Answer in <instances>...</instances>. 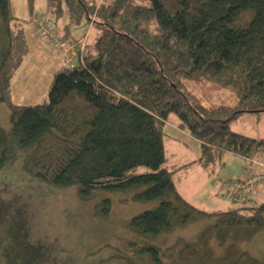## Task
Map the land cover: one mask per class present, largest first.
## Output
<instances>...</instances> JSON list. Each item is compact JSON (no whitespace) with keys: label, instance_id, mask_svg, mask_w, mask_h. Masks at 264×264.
I'll return each mask as SVG.
<instances>
[{"label":"trees","instance_id":"1","mask_svg":"<svg viewBox=\"0 0 264 264\" xmlns=\"http://www.w3.org/2000/svg\"><path fill=\"white\" fill-rule=\"evenodd\" d=\"M97 4L47 0L46 15L56 26L65 20L68 38L73 31L85 32L93 15L98 34L80 51L78 64L56 73L47 102L22 106L11 101V82L13 50L25 31L20 27L15 33L10 0H0V41L3 30L8 41L0 59V102L11 112V129L0 127V171L23 151L26 170L36 179L78 186L83 199L130 191L135 202H158L130 222L143 237L154 239L202 218L215 222L201 234V247L214 239L224 243L232 235L250 239L263 232L264 203L209 213L182 196L167 165L165 127L171 115L185 124L202 142L203 167L227 152L242 158L264 153V139L231 130L240 116L264 113V0ZM190 83L228 90L235 103L205 107ZM101 206L108 216L110 202ZM139 253L160 264L157 249ZM204 264L264 261L244 251Z\"/></svg>","mask_w":264,"mask_h":264},{"label":"rangeland","instance_id":"2","mask_svg":"<svg viewBox=\"0 0 264 264\" xmlns=\"http://www.w3.org/2000/svg\"><path fill=\"white\" fill-rule=\"evenodd\" d=\"M109 1L98 0L97 5ZM10 6L15 18L11 28L15 33L20 27L25 31L24 41L13 50L16 67L11 101L22 106L40 105L48 101L54 76L65 67L64 62L71 61L68 67L78 64L79 53H74L77 48L84 51L96 35L92 29L96 15L85 32L74 31L75 39L82 37L77 48L71 49L69 40L73 35L69 39L64 34V19L59 26L49 20L47 0H10ZM35 15L48 24L55 42L68 43L66 51L56 50L50 39L36 31ZM1 35L0 59L8 44L4 30ZM57 52L64 55L59 56ZM189 90L205 107L235 103L232 93L213 84L190 83ZM10 115L8 104L0 102V127L7 131L11 129ZM176 124L198 146L200 155L202 142L175 115L167 120L165 133L170 135L174 128L181 130ZM231 130L264 139V113L240 116ZM170 139L174 138H167L165 146L166 154L174 155L169 156L172 164L190 162L193 155L180 142L167 150ZM14 156L0 171V264H155L147 254L139 253L146 248L158 250L160 264L218 262L244 251L264 261V231L250 239L235 235L224 243L214 239L201 247V234L215 222L214 218H202L186 226L178 225L171 233L154 239L143 237L131 230L130 222L135 216L154 209L158 202H135L130 191L97 193L83 199L78 186L59 187L36 179L26 170V152L18 151ZM243 159L227 152L209 167L181 171L175 176V183L194 207L209 213L227 212L242 205L259 207L264 203L263 182H253L257 194L253 204L241 203L237 195L226 191L227 181L244 176L248 165L258 164L260 171L264 170V153ZM220 181H224V197L217 195ZM106 200L111 204L108 216L101 211Z\"/></svg>","mask_w":264,"mask_h":264},{"label":"built area","instance_id":"3","mask_svg":"<svg viewBox=\"0 0 264 264\" xmlns=\"http://www.w3.org/2000/svg\"><path fill=\"white\" fill-rule=\"evenodd\" d=\"M34 26L36 31L44 37H47L50 39V41L53 44V47L56 50H63L66 51L68 47V43L63 40V42H55L54 39L52 38L51 30L49 29L48 24L45 22V20L36 15L34 19ZM71 61H66L64 62V66L68 67ZM252 163V162H251ZM251 165V164H250ZM248 167L245 170V175L241 177L238 180H231L227 181L228 183L225 185L226 191L229 192L230 194H235L238 196V200L241 203H246V204H253L257 198V194L254 193L255 191V184L253 182H260L262 183L261 185L264 188V170L260 171V166L258 164L252 165ZM257 168H256V167ZM263 166V165H262ZM263 168V167H261ZM264 196V193L262 194ZM261 196L260 198H262Z\"/></svg>","mask_w":264,"mask_h":264},{"label":"crops","instance_id":"4","mask_svg":"<svg viewBox=\"0 0 264 264\" xmlns=\"http://www.w3.org/2000/svg\"><path fill=\"white\" fill-rule=\"evenodd\" d=\"M72 35H73V39H70V37ZM72 35L69 37V39H70L69 41L71 43V49H76L77 46L80 44L78 42H79V39H81L82 36L80 38H78V40H77V39L74 38V36H75L74 31H73ZM96 35H97V31H96ZM96 35L93 36V38H91V41H93V39H94V37H96ZM80 51L81 50H79L77 48L74 54L80 53ZM57 54L59 56L64 55L63 53L60 54L59 52H57ZM234 123H236V121H234L232 124H234ZM232 124H231V126H232ZM176 125L179 126L177 128H179L181 130H178V129H175V128L174 129H171L172 131H170V135H167V136H168V138H174V139H170V141L168 143L167 150L168 149H171L172 150V145L173 144H176L177 142H180V144L183 145L182 147H185L187 150L191 151L193 157H191V159H189V160H191L190 162H186V163H182V164H179V162H178L176 164H172V158H169V156H172L173 157L174 155L173 154H168L169 152L167 153L168 154L167 155V157H168L167 165H168V167H169V169L171 171H174V179H175V176L178 173H181V171H183V170L188 171V170H191V169H193L195 167H199V166L202 167V165L199 163V159L201 157L202 152H200V155H199V148H198V146H196V144L193 141H190V138L188 137V135H186V133H184L182 131V127L180 125H178V124H176ZM246 165H245V168H246ZM244 172H245V169L243 171V174H244ZM179 182H182V179H180ZM220 183L221 184H219V186H217L218 187V191H217L218 193H217V195L224 197V192L222 190V187H223L222 185H223L224 181H220ZM179 192L189 202V199H187L186 195L182 191H180V190H179Z\"/></svg>","mask_w":264,"mask_h":264}]
</instances>
